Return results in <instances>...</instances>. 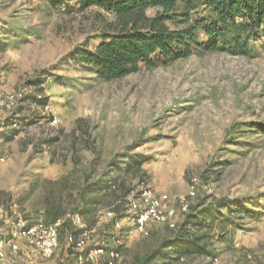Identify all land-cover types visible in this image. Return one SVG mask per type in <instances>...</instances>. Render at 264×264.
Wrapping results in <instances>:
<instances>
[{
    "label": "rangeland",
    "instance_id": "rangeland-1",
    "mask_svg": "<svg viewBox=\"0 0 264 264\" xmlns=\"http://www.w3.org/2000/svg\"><path fill=\"white\" fill-rule=\"evenodd\" d=\"M106 19L103 10L80 11L74 2L49 7L44 0H0V229L36 217L32 203L45 179L67 178L64 195L75 196L86 176L89 183L115 180L117 191L84 215L90 246L112 245L113 227L103 211L115 204L123 226L118 264H142L147 251L179 230L185 216L179 200L193 183L188 210L217 209L224 199L244 209L231 214L225 208L200 230L208 233L211 253L146 264H264L261 41H253L250 55L193 49L186 59H165L157 53L152 65L108 80L72 56L99 43ZM176 20L172 28L185 26ZM142 184L169 194L174 230L151 223L147 236L136 232L126 200L116 201ZM63 206L73 208L67 200ZM31 251L35 264H76L65 247L51 259Z\"/></svg>",
    "mask_w": 264,
    "mask_h": 264
},
{
    "label": "trees",
    "instance_id": "trees-1",
    "mask_svg": "<svg viewBox=\"0 0 264 264\" xmlns=\"http://www.w3.org/2000/svg\"><path fill=\"white\" fill-rule=\"evenodd\" d=\"M44 1L49 7H60L74 2L80 11L97 7L110 15L111 19L104 21L97 45L93 48H77L72 52L76 61L103 79L119 80L136 73L142 63L152 65L153 56L157 53L165 59H186L193 55V49L200 55L220 50H227L234 55H250L254 50L253 41H261L264 47V0ZM152 9H156V12L150 16L148 12ZM178 17H181L180 21L185 26L172 28L169 23L177 21ZM42 102L45 103L44 100H41ZM260 131L264 134V128H260ZM142 161H137V168ZM88 179L89 176H86L77 196L71 193L64 195L63 188L69 185L67 178L45 179L42 181L43 193L32 203L36 217H42L45 223L53 224L63 219L59 230L58 249L65 247L66 252L73 253L74 257L77 252L67 244L66 234L70 232L78 235L91 228L86 223V228L77 229L71 219L66 218L67 215L79 214L83 220L84 215L89 218L95 211L92 205L101 203L108 191H117L115 180L89 183ZM36 185L38 183L32 185V191ZM91 193L95 194L90 196ZM126 196L116 202L126 200ZM65 200L73 207L68 211L63 206ZM230 203L224 199L217 209H198L197 206H191V209L184 213L179 230L173 236H165L155 248L147 251L141 263L146 264L153 259L211 253L208 233H200V230L217 221L225 208L231 214L244 209L242 204L238 203L233 207ZM110 208L114 210L115 218L120 219L116 205H110ZM35 218L31 220L25 216L24 219L30 224ZM110 222L112 225L111 220ZM58 249L52 258H56ZM164 264L168 262L165 261Z\"/></svg>",
    "mask_w": 264,
    "mask_h": 264
},
{
    "label": "built area",
    "instance_id": "built-area-1",
    "mask_svg": "<svg viewBox=\"0 0 264 264\" xmlns=\"http://www.w3.org/2000/svg\"><path fill=\"white\" fill-rule=\"evenodd\" d=\"M16 95L8 96L9 99H16ZM57 118L54 116L52 123L55 124ZM12 125H16L13 122ZM4 160V159H2ZM190 190L186 196L180 197L181 209L188 211V199L196 195V187L190 185ZM129 210L134 214L135 229L140 235L147 236L151 223H161L171 230L177 227L174 221L175 209L172 208L171 197L169 194L159 192L149 184L141 185L139 189L132 190L126 198ZM105 218L112 221L113 233L111 234L112 245L104 244L90 246L91 230L85 229L78 235L67 233L65 240L67 244L75 251L76 264H118L122 259L120 246L122 244V222L116 219L115 212L111 208L103 211ZM68 219L77 229L86 228L82 216L79 214H68ZM63 219H59L53 224H47L43 219L35 220L27 224L26 221L15 220L8 232L0 229V264H35V258L32 249L38 251L41 258L51 259L55 254L59 241V230ZM27 245L22 250V245ZM31 249V250H30ZM9 255L17 256L11 258ZM20 259V260H19ZM180 259H184L183 256Z\"/></svg>",
    "mask_w": 264,
    "mask_h": 264
}]
</instances>
